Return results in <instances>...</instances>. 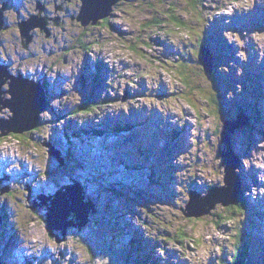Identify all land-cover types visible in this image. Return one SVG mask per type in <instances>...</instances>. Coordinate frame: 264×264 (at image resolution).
<instances>
[{
    "label": "rangeland",
    "instance_id": "rangeland-1",
    "mask_svg": "<svg viewBox=\"0 0 264 264\" xmlns=\"http://www.w3.org/2000/svg\"><path fill=\"white\" fill-rule=\"evenodd\" d=\"M56 2L0 0L4 77L43 80L47 93L38 125L0 136L2 264H223L238 229L251 264H264V0H120L87 26L81 0ZM34 15H47V29L26 43L20 23ZM2 107L0 117L15 116ZM229 119L235 188L220 154ZM63 187L94 207L82 227L52 235L47 214ZM192 189L236 195L245 211L219 202L187 216Z\"/></svg>",
    "mask_w": 264,
    "mask_h": 264
},
{
    "label": "water",
    "instance_id": "water-1",
    "mask_svg": "<svg viewBox=\"0 0 264 264\" xmlns=\"http://www.w3.org/2000/svg\"><path fill=\"white\" fill-rule=\"evenodd\" d=\"M82 6H81V14L79 15V20L82 21V23L87 26L90 23L96 24L100 19L107 18L110 15V12L113 8V5L116 4L120 0H81ZM4 10V9H3ZM2 9H0V27H3L4 22V12ZM40 18L42 21H40ZM47 18L40 17V15H34L29 20L23 21L20 23V28L22 32V37L24 39H27L30 34V31L39 26L43 29H47ZM31 40L27 39L26 43H29ZM204 51L206 52L205 55L207 57L203 58V65L204 68L212 72L213 67H211V64H209V60L213 58V55L210 53L209 49L204 48ZM0 62V86H2L5 83V79H8L10 77V92H13V98L11 99V104L15 106L17 103V98L21 100V105L25 106L29 113L23 115H19V112H17L15 119H0V136H6L10 133H21L26 130H30L31 128L25 129L23 126L29 125L31 122L33 125L36 124L37 119V113L39 106V102L42 100V111L45 109L46 106V89L44 85H40L39 83H33L32 80L28 79L26 76H19V77H13L11 74H7V77H4L6 74L4 73L5 65H1ZM19 104V103H17ZM20 109V107L18 108ZM14 119V120H13ZM242 120V119H240ZM235 124V120L231 121L226 120L225 121V131L222 134V138L225 144H227L226 149H222L220 154L223 156L224 160L229 159L230 157L235 159L234 157V150L232 149L231 145V137L229 131L234 127L232 125ZM3 127V129H1ZM51 151L50 153L55 154L61 161V165H63L66 161L65 156L62 154V151L59 149L58 146L55 144H52L50 147ZM227 186H233V188L238 187V180L235 182H230L232 180V177L229 176L227 179ZM78 189H81V186L76 184L74 185ZM9 191V189H7ZM72 192V191H71ZM70 190L66 191L64 190V187L61 188L56 195V197L53 199V205L49 207V212L47 216V223H48V229L50 233L54 234V229H62V228H68L71 225H79L82 226L84 224V217H86L89 214L90 208L93 209L94 204L90 202H86L83 200V193L81 190H78V193H72ZM227 194H229L228 197H232L230 192L227 191ZM194 198L196 197V194L192 195ZM70 197V198H69ZM233 199V197H232ZM228 200V202L233 200ZM73 202L71 204L70 202ZM235 203V202H234ZM72 205V206H71ZM75 212V216L77 220H73L74 224H72V220L68 221L69 215L71 213ZM201 213V212H200ZM189 216V213H188ZM71 222V223H70ZM63 229V230H64ZM1 256V255H0Z\"/></svg>",
    "mask_w": 264,
    "mask_h": 264
},
{
    "label": "bare ground",
    "instance_id": "bare-ground-1",
    "mask_svg": "<svg viewBox=\"0 0 264 264\" xmlns=\"http://www.w3.org/2000/svg\"><path fill=\"white\" fill-rule=\"evenodd\" d=\"M212 21V20H211ZM210 21V22H211ZM204 48H207V49H209L207 46H205V45H203L202 47H201V53H202V56H203V58H205V57H207V55H205L206 54V52L204 51ZM210 51V50H209ZM12 59V58H11ZM213 59L214 58H212L211 60H209L208 59V61H209V64H211V67L213 66L212 64H213ZM202 61H203V59H202ZM11 62V61H10ZM2 63H4V65L5 66H7L8 67V63H6V62H2ZM12 63H10V65H11ZM202 64H203V62H202ZM203 67H204V65H203ZM8 69V68H7ZM205 69V68H204ZM5 71H6V69H4ZM206 70V69H205ZM207 71V70H206ZM8 72H10V74H11V71H8ZM12 75V74H11ZM25 76V75H23L22 73H20V76ZM13 77H19V76H14V75H12ZM9 78L10 77H8V79H6V83H8L9 82V85H10V83H11V81L9 80ZM30 80H33L32 78L30 79ZM34 82V81H33ZM37 83H39L40 85H44V82H43V80H42V82H41V80H40V82H37ZM4 85V84H3ZM3 85L2 86H0V105L2 104V109H6V108H9L11 111L13 110L14 111V113L15 114H17V112H19V115H23V113L25 112V114H28L29 113V110L25 107V106H23V105H21V100L20 99H18L17 98V103H19V104H15V106H13L12 104H11V99L13 98V92L11 93L10 92V90L7 92V93H9V94H12V98H3L2 97V93L3 92H1V90H2V88H3ZM11 87V86H10ZM41 106H42V103H41ZM20 107V109H18ZM41 108H43V107H41ZM38 109V111H36V113H37V119L35 118V120L37 121L38 119H39V113L42 111V109ZM45 108H47V107H45ZM47 110V109H46ZM221 110V109H220ZM223 111V110H222ZM15 117H16V115L13 117V116H11V118L10 119H12V118H14L15 119ZM243 118V117H242ZM0 119H3L2 117H0ZM5 119V118H4ZM13 119V120H14ZM245 120H246V122H247V119L245 118ZM231 121H233L232 119H231ZM246 122H245V124H246ZM36 124H37V122H36ZM36 124L35 125H33L31 122L29 123V125H25V126H23L25 129H27V128H31V127H35L36 126ZM38 125V124H37ZM1 129H3V127H1ZM124 129V128H123ZM24 132V131H23ZM20 133V132H19ZM87 161V160H86ZM239 161H240V159L238 158L237 159V161L235 160V159H233V158H229V159H226L225 160V162L227 163L226 164V170H225V172H226V178H225V180H226V182L228 181L227 179H228V177L229 176H231L232 177V180H233V178H235V176H234V172H235V170H236V168L238 167V163H239ZM100 167V166H99ZM149 173V172H148ZM232 180H230V182H233ZM225 184V183H224ZM69 185V184H68ZM216 187V186H215ZM231 187H233V186H231ZM86 189V188H85ZM214 190V189H213ZM226 191H228V190H226ZM72 194V193H71ZM193 194H196V197L194 198L192 195ZM201 193H198V191L196 190V189H192L191 190V192H190V195H191V200H190V203L188 204V208H189V210H190V212H189V216H195V217H200V216H202V215H206V214H211L212 212H213V208H215V206L219 203V202H222L224 205H226V206H228V205H230L232 202H236L237 201V197H236V195L233 197V201H230V202H226V194H222L221 196H219L218 198L217 197H215V195H214V191H212L211 193H209L208 195H205V196H202V194L200 195ZM84 195V194H83ZM230 199V200H231ZM236 200V201H235ZM203 203L204 205V209L205 210H200L199 209V203ZM230 203V204H229ZM234 204V203H233ZM72 206V205H71ZM188 208H187V210L185 209V208H182L183 209V212H185L186 213V215L188 216ZM201 212V213H200ZM86 219H88V220H90V213L86 216V217H84V223H85V221H86ZM71 223V222H70ZM72 224H74V222H73V219H72ZM84 225V224H83ZM82 225V226H83ZM76 226V225H75ZM77 226H79V225H77ZM81 226V227H82ZM131 251V250H130ZM3 263V256H0V264H2Z\"/></svg>",
    "mask_w": 264,
    "mask_h": 264
},
{
    "label": "trees",
    "instance_id": "trees-1",
    "mask_svg": "<svg viewBox=\"0 0 264 264\" xmlns=\"http://www.w3.org/2000/svg\"><path fill=\"white\" fill-rule=\"evenodd\" d=\"M178 21H179L178 24H177L178 26H183V24L184 25L186 24L185 22H182L181 20H178ZM200 40H201V38H200ZM202 45H203V43L200 42V47H199L200 51H201ZM184 76L186 77V79L189 77V79L191 81V84H192V82H193L192 77H190V75H186L185 73H184ZM192 85H195V87H198L196 81ZM216 98H219L218 95L216 96ZM93 106L94 107L95 106H99V104H95ZM88 108H89L88 105H84L83 104L81 106V108H78V109L80 111H86V110H88ZM78 109H77V111H78ZM91 109H93V108H91ZM80 134H82L81 131H80ZM73 138H74V136H72V137L70 136V140H72ZM69 145H70V143H69ZM244 203H245L244 200H239V199L237 200V202L234 203L235 205L237 204V206H240V209H236L238 212L245 211V204ZM234 204H232L233 206L231 205L232 208L229 206L228 208H226V210L227 211H233L234 210L233 208H235ZM5 254H7V253H5ZM1 256L4 257V255H1ZM221 263H223V264H251L252 263L251 243L245 239L244 233H243V231L241 229H238L236 234H235V236H234V249H233V252L229 256L223 255V257L221 259Z\"/></svg>",
    "mask_w": 264,
    "mask_h": 264
},
{
    "label": "flooded vegetation",
    "instance_id": "flooded-vegetation-1",
    "mask_svg": "<svg viewBox=\"0 0 264 264\" xmlns=\"http://www.w3.org/2000/svg\"><path fill=\"white\" fill-rule=\"evenodd\" d=\"M53 1L55 2V4L57 5V8H58L60 5L56 2V0H53ZM48 3H49V2H48ZM12 4L15 5V1H13ZM63 8H64V7H63ZM7 9H8V8H7ZM64 9H65V8H64ZM34 10L37 11L38 9H35V8H34ZM54 12H55V11H54ZM46 13H47V15H48V14H51L52 12H48V10L46 9V10H45V14H46ZM40 14H41V13H40ZM47 15H46V18L48 19ZM21 17H22V16H21ZM4 18H5V17H4ZM73 18H74V17H73ZM75 18H77V16H76ZM8 19H9V18H8ZM4 22H6V20H4ZM4 22H3V24H4ZM16 22H18V21H15V20L12 21V20L9 19V23H10V25H13V24L16 23ZM0 28L3 29L4 27H0ZM1 60H2V59H1ZM3 62H5V61L3 60ZM8 66H9V63H8Z\"/></svg>",
    "mask_w": 264,
    "mask_h": 264
}]
</instances>
